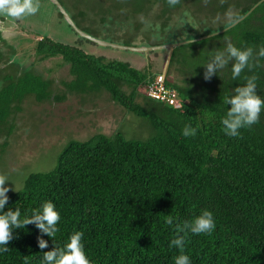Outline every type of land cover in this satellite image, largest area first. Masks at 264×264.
<instances>
[{
  "label": "trees",
  "instance_id": "obj_1",
  "mask_svg": "<svg viewBox=\"0 0 264 264\" xmlns=\"http://www.w3.org/2000/svg\"><path fill=\"white\" fill-rule=\"evenodd\" d=\"M255 1L219 0L215 7L221 10L232 2L231 17L212 28L203 21L199 34L224 29L191 45L172 47L166 69L160 71L165 86L180 99L178 106L147 94L146 84L155 73L41 33L35 54L39 59L59 55L68 62L72 78L63 81L68 89L102 87L125 110L144 118L150 131L145 137L126 136L117 129L69 138L50 168L28 172L21 186L7 193L3 212L19 208L23 220L50 201L60 214L59 231L52 239L35 224L13 229L9 250L0 251V264H41L43 252L63 248L76 232L83 233L91 264H174L180 254L169 247L175 225L192 221L204 210L213 213L216 227L210 235L188 232L184 254L191 264H264V110L259 123L240 129L239 137L228 136L221 124L231 107L223 97L234 95V89L246 83L245 76L258 77L257 94L264 99V66L245 69L233 80L230 61L210 80L204 79V66L228 42L242 50L252 47V62L264 65L259 54L264 46V0L227 26ZM76 9L72 11L82 22L85 16ZM97 22L103 20L92 21ZM203 52L209 58L203 59ZM2 60L0 133L9 134L11 123L5 122L18 102L26 94L37 100L50 96L52 81L30 68L21 70L9 55ZM175 70L181 71V82L168 79ZM139 87L144 90L137 99ZM186 125L197 129L195 136L182 134ZM169 215L174 218L171 226L166 224ZM41 236L48 242L43 250Z\"/></svg>",
  "mask_w": 264,
  "mask_h": 264
},
{
  "label": "rangeland",
  "instance_id": "obj_2",
  "mask_svg": "<svg viewBox=\"0 0 264 264\" xmlns=\"http://www.w3.org/2000/svg\"><path fill=\"white\" fill-rule=\"evenodd\" d=\"M36 2L39 10L35 15L20 20L3 16L0 21V66L3 65L2 59L9 55L21 70L30 68L52 81L50 96L37 100L32 94L24 95L17 109L10 113L5 122V126L8 121L11 123L10 133H0V175L7 177L5 186L11 190L21 186L28 172L50 168L54 164L55 154L69 138L83 139L97 131L110 134L117 129L126 136L145 137L150 131L144 118L125 110L102 87L86 91L68 89L63 82L72 78L68 62L59 55L39 59L35 54L34 44L41 33H47L62 42H74L94 55L126 60L130 65L146 69L152 74L165 70L167 65L166 48L151 49L144 53L99 45L79 35L57 16V9L51 1ZM60 2L83 30L100 39L135 45L198 36L203 21L204 25H211L209 28L219 26L221 21L231 17L234 10L232 2L224 10L215 7L219 0H207V3L205 0H180L175 7H170L167 0ZM77 7L81 8L80 13L85 16L82 22L72 11V8L76 11ZM97 19L103 22L92 23ZM145 22L150 23L151 27L146 29ZM34 30L39 34H35ZM186 51L190 49L186 48ZM202 57L209 58L208 53L203 52ZM180 76L181 71L168 73V79L177 82L182 81ZM123 87L129 89L126 84ZM143 90L144 87H139L137 99Z\"/></svg>",
  "mask_w": 264,
  "mask_h": 264
},
{
  "label": "clouds",
  "instance_id": "obj_3",
  "mask_svg": "<svg viewBox=\"0 0 264 264\" xmlns=\"http://www.w3.org/2000/svg\"><path fill=\"white\" fill-rule=\"evenodd\" d=\"M223 2L224 0H221V3ZM167 3L170 7H175L180 3V0H167ZM205 3H207V0H205ZM38 10L39 4L36 0H0V14L15 20L35 15ZM145 23L146 29L151 27L150 23ZM185 23H188V21H185ZM156 27L158 28L159 25ZM193 43H196L194 39L187 40V44L191 45ZM253 50L252 47L242 50L228 42L226 48L223 51H217L204 66L206 69L204 79L210 80L218 70L224 69L230 61L233 62L231 68L233 80L239 79L245 69L251 71L253 68L264 66L258 62H252ZM259 54L264 58V46L260 47ZM257 79L256 75L245 76L244 80L246 83L243 86L236 87L234 95L223 97V103L231 107H228L226 115L221 120L222 130L230 137H239L241 136L240 129L251 128L259 123L260 114L264 110V99L257 94ZM196 132L197 129L186 125L182 134L188 137L195 136ZM6 182H8L7 177L0 175V213H3L0 214V251L7 252L9 250L8 244L14 238L13 229L25 228L30 224H35L42 234H46L53 239L59 231L57 225L60 221V214L56 210L54 203L45 202L42 209L34 211L31 217H25L21 220L19 208L15 211L9 209L7 212H3L5 205L9 201L7 193L11 190L5 186ZM173 223L174 218L171 215L167 216L166 224L171 226ZM215 227L213 213L209 210H204L190 222L185 221L183 224H176L174 228L176 237L171 240L169 245V247L179 249L180 252L179 255L174 257V264H191L190 257L184 254L188 232L195 235H210ZM82 237V232H76L63 248L55 246L53 250L43 252L41 264H91L84 251V246L81 242ZM38 242L41 250L48 247V242L42 236L38 238Z\"/></svg>",
  "mask_w": 264,
  "mask_h": 264
},
{
  "label": "water",
  "instance_id": "obj_4",
  "mask_svg": "<svg viewBox=\"0 0 264 264\" xmlns=\"http://www.w3.org/2000/svg\"><path fill=\"white\" fill-rule=\"evenodd\" d=\"M52 3H54V5L57 7V9L61 12L64 20L73 28L74 31H76L79 35L89 38L93 41H95L96 43H98L99 45H108V46H112V47H117L120 49H131L134 51H141L146 53L147 51L151 50V49H160V48H166L167 49V55H166V61H165V65L168 61L171 49L173 46L178 45L180 43L183 42H187V40H191V39H200L209 35H212L218 31H221L222 29L219 30H214L193 38H189V39H182V40H177V41H172V42H162V43H156V44H149V45H135V44H125V43H119V42H113V41H108L105 39H100L97 38L96 36L88 33L87 31L83 30L82 28H80L78 25H76V23L74 22V20L71 18L70 14L68 13V11L65 9V7L62 5V3L59 0H50ZM261 0H256L240 17H238L237 19L233 20L231 23H229L227 26L232 25L233 23H235L237 20H239L240 18H242L244 15H246L258 2H260Z\"/></svg>",
  "mask_w": 264,
  "mask_h": 264
},
{
  "label": "built area",
  "instance_id": "obj_5",
  "mask_svg": "<svg viewBox=\"0 0 264 264\" xmlns=\"http://www.w3.org/2000/svg\"><path fill=\"white\" fill-rule=\"evenodd\" d=\"M145 89L147 94L154 98L166 100L175 106L179 105L180 99L175 90L164 84V72L156 73L153 78L147 82Z\"/></svg>",
  "mask_w": 264,
  "mask_h": 264
},
{
  "label": "flooded vegetation",
  "instance_id": "obj_6",
  "mask_svg": "<svg viewBox=\"0 0 264 264\" xmlns=\"http://www.w3.org/2000/svg\"><path fill=\"white\" fill-rule=\"evenodd\" d=\"M3 16H5V15L0 14V21L2 20ZM5 17H6V16H5ZM12 19H13V18H10V20H12Z\"/></svg>",
  "mask_w": 264,
  "mask_h": 264
}]
</instances>
